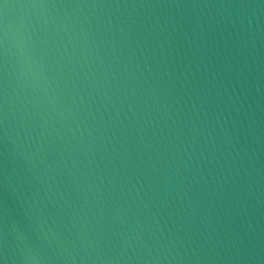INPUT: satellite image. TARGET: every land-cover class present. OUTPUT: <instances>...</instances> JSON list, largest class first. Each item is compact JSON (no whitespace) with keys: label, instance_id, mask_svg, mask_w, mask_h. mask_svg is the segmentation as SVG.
<instances>
[{"label":"water","instance_id":"obj_1","mask_svg":"<svg viewBox=\"0 0 264 264\" xmlns=\"http://www.w3.org/2000/svg\"><path fill=\"white\" fill-rule=\"evenodd\" d=\"M0 264H264V0H0Z\"/></svg>","mask_w":264,"mask_h":264}]
</instances>
